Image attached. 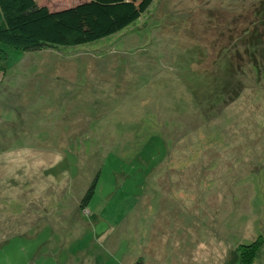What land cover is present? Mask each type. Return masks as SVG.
I'll list each match as a JSON object with an SVG mask.
<instances>
[{"label":"rangeland","instance_id":"374dc122","mask_svg":"<svg viewBox=\"0 0 264 264\" xmlns=\"http://www.w3.org/2000/svg\"><path fill=\"white\" fill-rule=\"evenodd\" d=\"M147 6L84 44L0 41V264H241L264 240V0Z\"/></svg>","mask_w":264,"mask_h":264},{"label":"trees","instance_id":"16d2710c","mask_svg":"<svg viewBox=\"0 0 264 264\" xmlns=\"http://www.w3.org/2000/svg\"><path fill=\"white\" fill-rule=\"evenodd\" d=\"M151 2L85 0L63 9L50 10L35 0H0V41L25 50L92 42L129 26ZM240 82H244L243 78ZM93 193L92 185L80 201L81 208L87 205ZM263 241L259 237L238 246L241 264L253 263Z\"/></svg>","mask_w":264,"mask_h":264},{"label":"crops","instance_id":"0c3cea01","mask_svg":"<svg viewBox=\"0 0 264 264\" xmlns=\"http://www.w3.org/2000/svg\"><path fill=\"white\" fill-rule=\"evenodd\" d=\"M16 206H17V205H16ZM16 206H15V207H16ZM21 211H22V210H21ZM5 215H6V214H5ZM6 217H7V216H6ZM3 223H4V224H2L3 228H4L5 230H7L9 226H8V222H7L6 218H3Z\"/></svg>","mask_w":264,"mask_h":264}]
</instances>
